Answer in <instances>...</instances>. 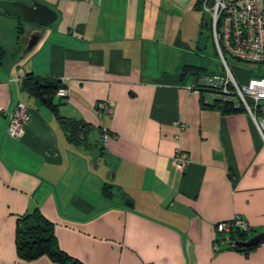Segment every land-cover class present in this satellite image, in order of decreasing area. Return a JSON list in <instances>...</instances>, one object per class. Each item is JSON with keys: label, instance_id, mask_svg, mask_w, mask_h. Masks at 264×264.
I'll return each mask as SVG.
<instances>
[{"label": "crops", "instance_id": "crops-1", "mask_svg": "<svg viewBox=\"0 0 264 264\" xmlns=\"http://www.w3.org/2000/svg\"><path fill=\"white\" fill-rule=\"evenodd\" d=\"M8 1H35L56 19L20 57L41 28L0 12V108L28 113L17 139L0 113V264H58L17 256V221L34 210L83 264H264V243L214 250L216 225L232 217L264 231V144L247 112L207 107L188 89L203 75L183 67L212 41L200 0ZM28 73L61 83L59 115L87 125L80 144L22 90ZM106 101L108 113L97 107Z\"/></svg>", "mask_w": 264, "mask_h": 264}, {"label": "built area", "instance_id": "built-area-1", "mask_svg": "<svg viewBox=\"0 0 264 264\" xmlns=\"http://www.w3.org/2000/svg\"><path fill=\"white\" fill-rule=\"evenodd\" d=\"M200 8L211 27V38L222 65L221 73H212L200 78L199 83L207 87L204 94L206 105L214 101L233 103L234 107L242 106L253 121L264 144V76L250 75L245 82L233 74L232 66L227 57L240 63L264 64V0H200ZM189 90L199 92L191 86ZM66 95L65 91L59 93ZM113 103L106 101L98 103L99 110L108 113ZM6 118L5 135L9 138H19L23 131L28 113L26 107L18 103L10 112L0 108ZM109 134L102 132V140L106 142ZM175 163L183 168L187 164L185 153L177 151ZM238 228L248 230V224L235 216L216 225V238L220 242L214 244V250L230 242V232Z\"/></svg>", "mask_w": 264, "mask_h": 264}, {"label": "trees", "instance_id": "trees-1", "mask_svg": "<svg viewBox=\"0 0 264 264\" xmlns=\"http://www.w3.org/2000/svg\"><path fill=\"white\" fill-rule=\"evenodd\" d=\"M17 19L21 20L19 18ZM205 22L207 28L211 31L210 22L208 21L207 17L205 18ZM17 34L18 40H21L23 30L20 27L18 28ZM20 51L21 47L18 48L16 54H19ZM5 56L6 51L0 47V65ZM185 71H187V73L192 71L195 74H199L198 68L194 66H184L183 74L186 73ZM255 76L264 75L258 74ZM190 86L197 88L202 94L209 92L207 87L201 85L198 82L191 84ZM60 87L61 83L59 81L50 78L39 77L33 75L32 73L26 74L21 83V88L23 91H25L29 96L36 98L44 107L48 108L54 113L62 131L64 132V135L66 136V139L69 142L80 144L88 132L86 131L87 125L79 120L66 118L59 115V103L55 102V98L57 90ZM203 99L204 97L202 98V102ZM204 105L211 108H220L223 112L240 110L245 111L241 105L234 107L233 103L219 100L214 101L212 104ZM110 189V186L104 185L102 189L103 194L106 196L110 195ZM254 235V231L250 228H248L246 231L234 228L230 232V242L226 245L220 246L218 251L230 250L247 254L260 245L259 244L249 247L242 245V243L246 242ZM220 241L221 238L217 237V239L214 241V244ZM14 242L17 256L22 261H32L42 256H46L51 261L58 264H83L81 261L69 256L58 247L52 224L46 218H44L38 210H34L33 212L25 214L19 218L15 228Z\"/></svg>", "mask_w": 264, "mask_h": 264}, {"label": "water", "instance_id": "water-1", "mask_svg": "<svg viewBox=\"0 0 264 264\" xmlns=\"http://www.w3.org/2000/svg\"><path fill=\"white\" fill-rule=\"evenodd\" d=\"M0 12L41 28H34L33 31H30L26 36L25 42L22 44V50L19 53L20 57L24 56L36 45L40 39L42 30L49 27L56 19V14L52 10L35 1H32L31 4L28 5L18 1L0 0ZM261 243H264V231L255 234L249 240L242 243V245L249 247Z\"/></svg>", "mask_w": 264, "mask_h": 264}, {"label": "rangeland", "instance_id": "rangeland-1", "mask_svg": "<svg viewBox=\"0 0 264 264\" xmlns=\"http://www.w3.org/2000/svg\"><path fill=\"white\" fill-rule=\"evenodd\" d=\"M205 37L206 35L202 39L200 51L196 50L194 53L190 54L191 57L189 62L197 65L201 76L212 73H221L222 65L220 63L219 56L216 53L215 47L213 46V41L210 39L206 40ZM227 61L232 66L233 74L236 79L239 80V84H241L240 81L247 79L250 75H264V64L240 63L229 57H227ZM99 159L100 158H96L97 162L100 161ZM112 174L113 173L111 172L108 179L112 177Z\"/></svg>", "mask_w": 264, "mask_h": 264}]
</instances>
